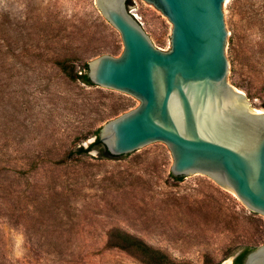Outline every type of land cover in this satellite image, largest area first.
Here are the masks:
<instances>
[{
    "label": "rangeland",
    "instance_id": "rangeland-1",
    "mask_svg": "<svg viewBox=\"0 0 264 264\" xmlns=\"http://www.w3.org/2000/svg\"><path fill=\"white\" fill-rule=\"evenodd\" d=\"M127 8L168 51V19L143 0ZM223 15L227 82L264 111V0H226ZM121 52L94 0H0V264H145L108 247L112 230L171 264H232L264 243V217L232 193L200 174L173 179L163 143L116 159L76 154L139 101L71 82L57 62L80 74Z\"/></svg>",
    "mask_w": 264,
    "mask_h": 264
},
{
    "label": "water",
    "instance_id": "water-1",
    "mask_svg": "<svg viewBox=\"0 0 264 264\" xmlns=\"http://www.w3.org/2000/svg\"><path fill=\"white\" fill-rule=\"evenodd\" d=\"M131 1L94 0L122 52L89 61L87 77L139 101L105 123L99 141L114 157L163 143L172 176H207L264 217V111L227 82L226 0H143L172 24L168 51L154 47L128 11ZM244 264H264V243Z\"/></svg>",
    "mask_w": 264,
    "mask_h": 264
},
{
    "label": "trees",
    "instance_id": "trees-1",
    "mask_svg": "<svg viewBox=\"0 0 264 264\" xmlns=\"http://www.w3.org/2000/svg\"><path fill=\"white\" fill-rule=\"evenodd\" d=\"M128 5V3H127ZM109 54H113L112 52H105ZM88 63H85L84 66V72H81L80 74L78 71H76L75 65L71 63H67L65 60H60L57 62V66L59 67L60 71L65 75V77L70 80L71 82L78 81L81 84H83L85 87H94L89 78L87 77L88 72ZM99 130L95 133V140L93 143L89 144L88 147H82L80 146L76 150L77 155H83L91 150L95 149L98 153V155L102 159H116L119 157L111 156L106 148L102 145V143L99 141ZM170 176L175 180H181L182 177H174L170 174ZM108 247L110 248H116L121 251H124L137 259L141 260L145 264H171V261L165 255L159 250L154 249L150 245L146 244L143 240L132 236L130 234H127L121 230H112L108 235ZM257 247H245L242 249V251L236 255L233 258L232 264H244V260L246 256L253 250H255Z\"/></svg>",
    "mask_w": 264,
    "mask_h": 264
},
{
    "label": "bare ground",
    "instance_id": "bare-ground-1",
    "mask_svg": "<svg viewBox=\"0 0 264 264\" xmlns=\"http://www.w3.org/2000/svg\"><path fill=\"white\" fill-rule=\"evenodd\" d=\"M239 91V90H238ZM242 93V92H241ZM248 104V103H247ZM255 110H258V109H255ZM258 111H260V110H258Z\"/></svg>",
    "mask_w": 264,
    "mask_h": 264
}]
</instances>
